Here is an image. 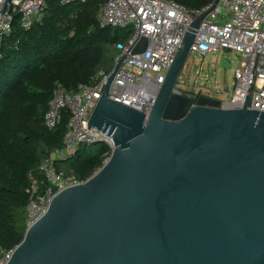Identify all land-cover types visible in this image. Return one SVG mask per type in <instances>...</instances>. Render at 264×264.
<instances>
[{
  "label": "water",
  "instance_id": "water-1",
  "mask_svg": "<svg viewBox=\"0 0 264 264\" xmlns=\"http://www.w3.org/2000/svg\"><path fill=\"white\" fill-rule=\"evenodd\" d=\"M218 3L186 31L148 114L108 99L118 57L88 119L111 139L109 158L54 195L7 264H264V113L177 85Z\"/></svg>",
  "mask_w": 264,
  "mask_h": 264
},
{
  "label": "built area",
  "instance_id": "built-area-1",
  "mask_svg": "<svg viewBox=\"0 0 264 264\" xmlns=\"http://www.w3.org/2000/svg\"><path fill=\"white\" fill-rule=\"evenodd\" d=\"M0 0V60L4 38L11 33L14 17L20 27L30 29L41 22L47 7L46 0ZM88 0H61L63 5L85 3ZM98 16L100 27L130 31L126 43L114 45L113 64L124 55L118 71L109 85L108 99L148 114L173 63L185 33L212 2L202 8L188 9L171 0H106ZM7 4L6 10L3 8ZM147 39L143 53L132 54L131 48L138 40ZM190 53L207 56L232 52L239 57L234 73L233 91L226 108H248L264 113V0H219V3L200 22L195 32ZM111 71V70H110ZM110 72L99 69L89 84H79L75 92H67L57 86L48 103L43 123L49 130L55 129L62 110H68L69 120L62 145L54 149L37 166L43 180L33 173L30 180L26 206V222L29 227L39 220L55 194L76 186V181L57 171L55 161L61 162L78 152L81 147H91L102 141L112 150L111 139L97 129H88V119L100 99ZM45 185L41 189L42 185ZM12 250L0 248V264H7Z\"/></svg>",
  "mask_w": 264,
  "mask_h": 264
},
{
  "label": "trees",
  "instance_id": "trees-1",
  "mask_svg": "<svg viewBox=\"0 0 264 264\" xmlns=\"http://www.w3.org/2000/svg\"><path fill=\"white\" fill-rule=\"evenodd\" d=\"M106 0L63 5L46 0L41 22L30 29L14 17L12 30L1 48L0 60V248L12 250L27 228L26 206L33 173L41 160L62 145L69 120L62 110L58 126L43 123L55 87L75 92L89 84L106 61L113 62L114 45L126 43L130 31L102 28L98 16ZM188 9L210 5L213 0H171ZM96 148V149H95ZM110 156L100 143L81 147L70 159L55 161L57 171L76 181L90 178ZM63 169V170H62ZM44 184L41 189L44 188Z\"/></svg>",
  "mask_w": 264,
  "mask_h": 264
},
{
  "label": "rangeland",
  "instance_id": "rangeland-1",
  "mask_svg": "<svg viewBox=\"0 0 264 264\" xmlns=\"http://www.w3.org/2000/svg\"><path fill=\"white\" fill-rule=\"evenodd\" d=\"M221 58H225L230 69L219 66ZM110 65L112 62L106 61L103 67L109 68ZM238 65L239 57L232 52L207 56L189 53L178 79V90L208 95L227 103L233 91L234 73Z\"/></svg>",
  "mask_w": 264,
  "mask_h": 264
}]
</instances>
